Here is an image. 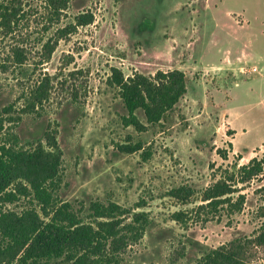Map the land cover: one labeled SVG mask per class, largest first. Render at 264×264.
<instances>
[{"label": "rangeland", "instance_id": "rangeland-1", "mask_svg": "<svg viewBox=\"0 0 264 264\" xmlns=\"http://www.w3.org/2000/svg\"><path fill=\"white\" fill-rule=\"evenodd\" d=\"M24 1L32 12L10 35L0 28V64L17 45L32 69L39 41L50 35L43 31V0ZM81 13H91L93 23L60 40L35 72L23 78L11 68L0 70V108L49 79L40 117H25L17 134L55 133L62 153L60 200L111 201L147 214L149 227L121 264H196L207 248L257 236L264 224V172L235 185L232 202L244 196L240 212H194L207 186L264 156V0H70L57 26ZM111 68L125 77L180 70L187 93L164 122L137 132L121 124L126 111L107 85ZM137 116L145 124L141 111ZM137 142L151 149L147 161L142 151L119 149ZM182 186L194 195L171 197ZM28 207L24 199L2 205L16 212ZM251 252L248 264H264V247Z\"/></svg>", "mask_w": 264, "mask_h": 264}, {"label": "trees", "instance_id": "trees-1", "mask_svg": "<svg viewBox=\"0 0 264 264\" xmlns=\"http://www.w3.org/2000/svg\"><path fill=\"white\" fill-rule=\"evenodd\" d=\"M23 2L24 5H23ZM70 0H43L44 32L49 34L41 45L39 61L50 59L58 42L72 35L77 28L93 23L91 13H81L64 26H57ZM28 1L0 0V28L10 35L24 18ZM37 14V12H36ZM56 29L51 33V28ZM0 64L2 72H35L27 63L28 56L17 45L10 48ZM107 85L116 90L126 115L121 117L123 127L145 132L164 122L187 93L186 77L180 70L158 71L153 76L134 73L125 77L120 69L111 68ZM49 79L33 84L13 103L0 108V264H121L126 250L137 243L150 225L145 213H135L117 203L90 200L78 204L59 198L62 184V153L55 133L46 128L36 138H20L17 129L27 116L37 115L49 101ZM22 102V103H20ZM20 103V104H19ZM141 111L143 124L137 112ZM11 124L8 130V126ZM4 127L6 129L4 130ZM231 147V144H230ZM127 154L141 152L143 161L151 155L150 148L141 142L119 146ZM220 154L221 151H218ZM225 158V154H222ZM241 159V157L239 158ZM264 172V156L253 157L201 192V204L195 214L222 216V211L235 214L241 211L244 196L232 202L234 187L247 184ZM171 197L186 200L194 195L189 187L170 192ZM27 200L28 208L19 212L6 210L2 205ZM264 209V208H263ZM180 214V213H179ZM175 217H178L176 215ZM264 247V224L259 234L239 237L215 249H205L196 264H248L251 248Z\"/></svg>", "mask_w": 264, "mask_h": 264}]
</instances>
